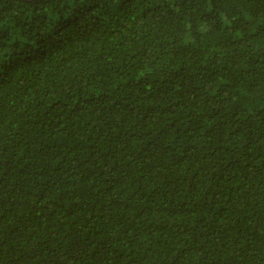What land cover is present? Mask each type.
I'll return each mask as SVG.
<instances>
[{"label":"trees","instance_id":"1","mask_svg":"<svg viewBox=\"0 0 264 264\" xmlns=\"http://www.w3.org/2000/svg\"><path fill=\"white\" fill-rule=\"evenodd\" d=\"M0 264H264V0H0Z\"/></svg>","mask_w":264,"mask_h":264},{"label":"water","instance_id":"2","mask_svg":"<svg viewBox=\"0 0 264 264\" xmlns=\"http://www.w3.org/2000/svg\"><path fill=\"white\" fill-rule=\"evenodd\" d=\"M24 1H38V0H24Z\"/></svg>","mask_w":264,"mask_h":264}]
</instances>
